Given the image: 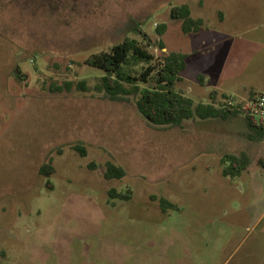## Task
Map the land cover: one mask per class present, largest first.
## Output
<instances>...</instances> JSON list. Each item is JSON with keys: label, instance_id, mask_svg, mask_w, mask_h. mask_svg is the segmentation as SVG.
<instances>
[{"label": "rangeland", "instance_id": "1", "mask_svg": "<svg viewBox=\"0 0 264 264\" xmlns=\"http://www.w3.org/2000/svg\"><path fill=\"white\" fill-rule=\"evenodd\" d=\"M182 5L198 33L170 18ZM137 30L163 41L156 56L186 55L177 90L194 104L264 94V0H0V264H264V141L242 115L156 127L132 101L50 90L93 86L85 60ZM240 152L247 169L223 177ZM107 162L124 177L105 180Z\"/></svg>", "mask_w": 264, "mask_h": 264}, {"label": "trees", "instance_id": "2", "mask_svg": "<svg viewBox=\"0 0 264 264\" xmlns=\"http://www.w3.org/2000/svg\"><path fill=\"white\" fill-rule=\"evenodd\" d=\"M170 18L180 21L182 34L198 33L204 22L200 18H193L187 5L174 7L170 10ZM158 37L165 32L164 25L155 28ZM140 40L124 37L113 44L107 51L93 53L85 60V65L102 71V76L97 78L93 86H88L86 80L76 83L65 82L62 86H54L50 90L58 93L76 91L79 93L95 92L112 102L132 101L137 112L156 127H179L186 120L219 119L226 121L242 115L245 127L248 130L247 138L254 142L264 141V124L246 113L243 104L228 105L231 96L217 92L210 93V103L194 104L177 90L181 73L185 70L186 55L177 52L162 53L156 56L153 49H164V43L158 39L153 41L146 33L137 30ZM16 78L19 76L16 75ZM200 79V77H199ZM257 94H250L251 99ZM219 96V97H218ZM219 98V99H218ZM218 99V100H217ZM217 103V104H216ZM74 150L85 156L84 151L75 146ZM223 166L221 174L225 178L240 176L249 166V157L239 154H224L220 158ZM258 165L264 169V160H259ZM54 173L51 164L42 166L40 176L49 177ZM125 175L124 170L107 162L105 164L104 179L119 180ZM132 192L125 190L117 193L115 190L107 192L109 201L128 200ZM156 199V198H154ZM158 204L161 211L177 209L176 205L165 198H159Z\"/></svg>", "mask_w": 264, "mask_h": 264}, {"label": "built area", "instance_id": "3", "mask_svg": "<svg viewBox=\"0 0 264 264\" xmlns=\"http://www.w3.org/2000/svg\"><path fill=\"white\" fill-rule=\"evenodd\" d=\"M233 100L228 102V105H234ZM242 107L246 113L256 120H261L264 124V94H257L251 99H247Z\"/></svg>", "mask_w": 264, "mask_h": 264}]
</instances>
